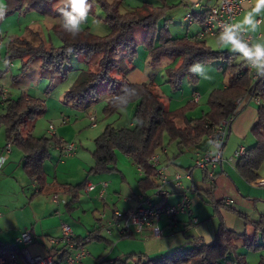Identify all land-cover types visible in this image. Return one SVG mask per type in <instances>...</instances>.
Masks as SVG:
<instances>
[{"label": "trees", "instance_id": "trees-1", "mask_svg": "<svg viewBox=\"0 0 264 264\" xmlns=\"http://www.w3.org/2000/svg\"><path fill=\"white\" fill-rule=\"evenodd\" d=\"M5 2L6 8L2 10H6V13L20 10L26 14L38 12L43 16L48 14L52 18H58V23L49 31V38L41 39L38 45H35L29 36L33 31L31 25L27 26V30L22 35L13 37L8 43L7 59L23 55L40 57L41 68L57 76L64 74V70L67 69L66 63L70 61L72 54L84 55V60L88 62L93 54L102 53L96 69L88 68L83 79L66 92V97L74 106L82 108L90 106L99 100L101 93L99 83L103 82L105 89L110 93L105 105V113L110 114L135 103L134 124L118 127L110 123L95 139L93 150L95 161L91 171L100 174L115 170L116 153H124L130 156L145 174L139 181L143 193L151 191L158 185L155 169L149 164V159L153 153L167 147L166 136L169 144L177 142L180 152L198 147L223 120L232 117L233 121L236 118L240 111L239 99L241 102L245 99L247 101L264 99V77L253 80L243 61L232 62L231 54L213 49L198 35L172 36L166 24L158 26L165 5L146 2L143 5L144 13L141 14L139 10L121 12L120 0L112 2L100 0L106 11L105 22L109 25V32L105 35L89 37L86 30L72 38L61 28L62 17L53 7L57 0H5ZM89 2L92 3L93 9L96 2L94 0ZM208 11L209 9L199 13L194 12L193 16L196 21L203 23ZM137 27L146 28L144 41L150 56L149 62L158 63L167 58H180V63L169 70L172 82L176 83L175 86L185 74H189L194 80L197 79L196 75L187 70L194 62L200 61L206 64L220 59L226 60L224 73L228 74V82L225 87L210 91L207 111L200 116H189L188 110L199 101L194 99L180 108L166 111L160 92L153 87V81L131 83L127 80L126 74L130 70L128 64L122 65L121 60L109 55L121 50L129 62H132L138 46L133 36V31ZM51 34H55L58 38L59 41H55L59 42L58 45ZM3 72L0 70V76ZM125 93L131 96L126 103L121 99ZM43 108L42 99L23 93L16 99L9 96L5 101V111L0 115V126H5L7 142L23 152V169L30 178L37 180L39 191L46 186L44 162L49 157L50 151L56 146L62 148L67 143L57 138L56 134L35 135L33 129L27 127V122L38 113H42ZM251 132L256 138V143L246 148V153L238 159L236 168L244 179L254 182L260 178L258 171L264 161V103L261 101L257 120ZM82 188V183L70 187L64 186V190L72 194V201L78 199ZM222 203L225 204L223 201ZM191 224L194 223L191 221ZM246 226L253 227L254 232L251 237L247 232L239 234L228 228L224 220H221L211 243L196 241L191 247L184 249L180 247L171 254L159 258H146V260L139 254V259L134 264H223L228 254L235 253L238 238L249 247L256 249L264 247V214L260 220L247 221ZM100 230L101 227L93 229L89 234L91 239H101ZM259 238L263 243L258 242ZM76 239L81 241L85 238L76 236ZM130 256L132 255L128 254L122 264H129ZM235 263L246 264L245 255L236 254ZM257 264H264V256Z\"/></svg>", "mask_w": 264, "mask_h": 264}, {"label": "rangeland", "instance_id": "rangeland-1", "mask_svg": "<svg viewBox=\"0 0 264 264\" xmlns=\"http://www.w3.org/2000/svg\"><path fill=\"white\" fill-rule=\"evenodd\" d=\"M94 1L96 4L92 9L93 11L89 12L87 21L82 25L81 30V32H86L87 30V36L89 37L92 35H105L110 30L109 25L105 22V9L100 3V0ZM107 1L112 2L113 0ZM205 1L206 0H203V3ZM145 2L153 3L154 5L164 4L161 0H120L119 10L121 12L139 10V12L143 14V4ZM5 3V0H0V10L6 8ZM56 3L57 2L54 4ZM166 3L172 4V7L163 9V15L158 20V26L166 24L171 34L174 36L198 34V32L203 29L202 23L193 20L194 16L191 22L186 19V15L191 12L194 5H186L182 0H167ZM2 11L4 15L0 18V70L4 72L0 76V84L8 88L9 95L13 96L14 99L23 93H29L43 100L44 113H38L33 119L27 122V127L33 129V133H36L35 135H43V133H45L44 128H49V125L52 123L55 126V132H57L59 127L66 128L65 130L68 133L65 134L70 136L72 139L70 141L93 149L95 147V139L103 132L108 124L112 123L114 126L122 127L128 126L131 120L133 121L135 103L122 107L116 112L110 114L105 113V105L110 97V93L105 89V83L103 82L99 83V90L101 92L99 100L92 103L90 106L83 108L74 106L66 97V92L83 79L88 68L96 69L97 62L102 55L100 52L93 54L88 62L84 60V55L76 56L72 54L70 61L66 63L67 69L64 70V74L61 73V75L57 76H53L51 71L41 68L42 60L40 57L23 55L7 59L8 43L13 37L22 35L27 30L28 23L30 22L29 20L33 19H31L32 15L30 17H24L26 13L20 10L12 13H6V10ZM42 19L43 23H45L43 27H38L33 21L30 24L33 31L29 36L33 39L35 45L40 44L41 39L49 38V31H51L54 25L53 22H55V24L58 23V18H52L48 14L43 16ZM51 36H53L54 42L59 41L55 34H51ZM133 36L138 46L132 62H129L127 56L121 50L112 52L109 55V57H116L121 60L122 65L128 64L130 70L126 74L127 80H130L132 83L153 81V87L156 91L160 92L166 111L184 106L191 101V97L194 93L199 92L200 95H202L201 101L195 103L194 106L188 110L187 114L196 117L207 111L209 108L207 101L210 91L214 88H220L228 81V74L224 73L226 60L220 59L205 64L211 79H202L196 76L197 79L194 80L192 76L185 74L179 79L177 86H175L174 84L176 83L172 82L169 70L177 66L180 62V58H167L162 60V62L151 63L147 61L148 50L144 41L146 28H135ZM216 38L217 37L206 36L207 43L215 49H221L217 45ZM55 43H57L56 45L59 44V42ZM240 61V58L232 59V62ZM4 111V106H0V115L4 113ZM91 116L96 117L97 123L95 126L92 125ZM0 128L4 129L6 135L5 126L1 125ZM251 135V140H253L252 144H255L256 138L253 134ZM210 140L209 137H205L198 147H204L205 149L206 145H209L212 147L210 149H214V145L209 143ZM245 143L249 147L252 145L248 140ZM165 145L169 148V156H172L174 153L177 155V158L182 157V152L179 151L177 142L169 144L168 137L166 136ZM159 153L162 159L166 158L167 155L163 153V150H160ZM123 154L116 153V156L119 157ZM195 160L192 164L193 167L195 166ZM120 164H122L121 160ZM196 168L200 169V167L197 166ZM226 169L216 174L213 179L202 178L198 180V188H196L194 194H189L191 198V209L193 211L197 212V208L200 205L205 208L200 223L191 225L186 230H178L179 227L174 229L170 226V230L164 232V235L174 231H186L187 233L194 227H199V229H201L207 225L211 228L214 237L221 220H224L226 225L228 223L232 225L235 219H241L242 223L246 224V222L251 221L252 218L257 219L254 217L257 212L259 213L257 216L261 218L264 214V186H254L252 182L241 178L234 170ZM258 172L264 177V161ZM91 178L95 180V176H91ZM153 192L154 189L150 193ZM227 197L232 198L234 201L231 206L221 204V201ZM237 204H241L242 207L237 206ZM120 205L123 206L122 204ZM118 209L126 210L122 208ZM237 221L238 220H236V225ZM163 223L164 221H162V225ZM75 225L81 228L82 224L76 223ZM82 226L84 227L82 230L84 232L83 237L90 239L85 245L89 251V257H91V262H89V264H122L125 257L130 254L125 253L120 257H116L118 253L121 252L117 248V239H114L112 235L109 236L110 234H107L103 228L100 230L101 239H91V236H89L91 228L87 227L86 224ZM181 229H183V227H181ZM246 229L249 235L253 234V227L247 226ZM241 232L242 233L239 234H244L243 231ZM192 234L197 235V232L182 235H184L185 238L189 236V239H191L193 238ZM202 236L204 240H207L208 237L205 233H203ZM144 237H146V235ZM213 237L211 239H213ZM259 241L263 243L260 238L258 242ZM193 244L194 242L190 243L188 246L191 247ZM236 246L235 253L246 255L247 264H257L264 256V247L257 249L249 247L244 244L243 240L238 239H236ZM114 247H116V249L112 252ZM175 250L176 249L170 252L173 253ZM131 255L129 264L137 263L139 253H133ZM110 259H114V262H110ZM144 260H146V258H144ZM223 264H236L234 254H228L223 260Z\"/></svg>", "mask_w": 264, "mask_h": 264}, {"label": "crops", "instance_id": "crops-1", "mask_svg": "<svg viewBox=\"0 0 264 264\" xmlns=\"http://www.w3.org/2000/svg\"><path fill=\"white\" fill-rule=\"evenodd\" d=\"M161 1L164 3L162 5H165L167 8L172 7V4L166 3L167 0ZM182 1L184 4L190 6L198 4L195 8V13L207 10L218 2V0H206L204 3L203 0ZM245 12L246 9L243 8L241 14L237 18V24H240L243 21ZM31 15V19L33 20H29L30 22L28 25L33 21L38 27H43V24H45L42 19L43 15L38 12H31L24 15V17H30ZM255 19L258 21L256 30L252 31L251 29L245 28V31L254 36L253 42H264V12L256 16ZM193 20H195V18H193ZM53 23L55 24V22ZM213 37H217V35ZM215 50L226 51L232 55L231 59L239 58L237 54L231 53L225 49ZM147 55V61H149L150 56L149 54ZM240 62H242V60ZM143 82L144 81H140L138 83ZM227 82L220 88L225 87ZM28 95L32 96L29 93ZM9 96L13 97L11 95ZM193 97L194 95L191 97V100L194 99ZM201 98L202 95L199 101H201ZM242 101L243 102L238 104L240 111L232 121L228 130L223 149V160L217 167L215 175L228 168L229 170H234L236 174L243 178L236 168L238 158L235 156V152L240 146L249 148L245 143L247 140L251 144L253 143V140H251L250 137L252 136L251 134H253L251 129L257 120L258 106L260 102H258L257 99L248 101L245 99ZM261 102L264 103V99H262ZM4 105L5 102L0 104L1 107ZM132 124H134V121L131 120L128 126H131ZM44 129L45 133H43V135L51 136L49 128ZM65 129L66 128L62 127L57 129V132H55L57 138L65 142H72L70 141L72 140L70 136L65 134L68 133ZM74 143L76 149L70 155L65 154L63 148L59 146L54 147L50 151L49 157L44 162L47 181L46 186L39 191L37 180L30 178L23 169V152L13 144H11L10 151H6L8 142L6 140L4 129L0 128V242L6 244L13 243L21 231L30 229L34 235V243L30 246V250L33 253H48L52 247H60V245H50L48 241L51 238H59L62 235V223L65 222L70 224L77 237L85 238L83 237L84 232L82 230L84 227L82 225L86 224L87 227L91 228L89 234L96 227H101L103 221L100 220V213L102 211H107L109 213L116 208L128 209L137 205L138 195L143 193L139 181L145 176V174L130 156L118 152L123 155L117 157V169L111 172L98 174L91 171V167L94 165L95 161L93 157V150L95 147L93 149L91 148V150L83 145H78L76 142ZM253 145L254 144L251 146ZM210 148L212 147L206 145L205 149L204 147L184 149L182 151V157L180 158H177V155L174 153L172 156H169L168 148V151L165 153L167 156L165 159H162V163L165 166V173L171 181V183L168 184V187L170 188L168 200L170 202L179 201L182 195V189L173 184L174 176L177 171H181L184 174L181 179L183 188L187 189L191 194H194L196 188H198V180L209 178L206 175L207 173L205 169H199L195 166L193 167L192 164L199 154L203 153V151L205 152L207 149L211 150ZM120 160L122 164H120ZM188 171L189 173L187 174ZM91 176H95V180H93ZM260 178L264 177L260 175ZM89 181H92L97 185L92 189L86 190V184ZM100 181L108 182L103 198L100 196L102 189L99 184ZM81 183L83 188L79 192L78 199L72 201V194L65 191L64 186L66 185L70 187L71 185ZM188 188L193 189V191L188 190ZM151 191H148L147 193H150ZM55 193L59 194L61 198L60 201H55L53 199ZM237 206L242 207L241 204H237ZM197 209V212L193 211V217L198 219L197 223L192 221L194 224H191V218L180 215L176 226L171 228L175 229L179 227L178 230H186L189 227V224L190 226L199 224L203 213L205 212V208L200 205ZM257 215H259L258 212L254 217L260 219V216ZM257 219L252 218L251 220ZM236 220H238L237 225ZM76 223L82 224L81 228L77 227L75 225ZM164 224L165 222L163 225ZM181 227H183V229H181ZM227 227L235 230L237 233H242L241 231H243V233L247 232V226L245 223H242L241 219H235L234 223L232 225L228 223ZM194 228L187 233L186 231H174L161 237H152L149 229L144 230L146 237L138 233L127 235L117 228H113L111 232H105L110 234L109 236L112 235L114 239L118 240L117 248L121 252L118 253L116 257H120L125 253H139L143 255L144 258H159L168 255L171 253L170 251L177 249V247H183V249L188 248L190 247L188 245L192 242L203 241L204 243H211L214 240L215 234L213 237V232L209 226L205 225L201 229H199V227ZM167 230H170L169 226L166 227L165 232ZM191 232H197V235L192 234L193 238L189 239V236H187L186 239L184 235ZM203 233H205L207 237H213L211 242L204 240V237L202 236ZM251 236L252 235H250V237ZM238 240L242 239L238 238ZM115 249L116 247L113 248L112 252ZM232 254H234L235 258L236 253ZM84 260L85 262L83 261L84 263L82 264H89V262H91V257L88 255ZM110 262H114V259H110ZM19 264L25 263L20 260Z\"/></svg>", "mask_w": 264, "mask_h": 264}, {"label": "built area", "instance_id": "built-area-1", "mask_svg": "<svg viewBox=\"0 0 264 264\" xmlns=\"http://www.w3.org/2000/svg\"><path fill=\"white\" fill-rule=\"evenodd\" d=\"M186 15V19L191 22L195 8ZM240 0H218V2L209 8L207 16L202 23L203 29L199 31L198 37L205 39L206 36H216L222 29V26L227 23L237 24V18L243 10ZM245 40L253 42L254 36L244 30ZM253 80L258 77L254 70H250L246 66ZM9 97V90L7 87L0 86V104L4 103ZM201 95L199 92L194 93V100L198 101ZM260 102V99H257ZM241 99L238 100V104ZM92 125L95 126L97 121L95 116H91ZM232 123V117L223 120L220 125L216 126L213 132L209 135L212 141H219L218 148L207 150L196 157L195 166L205 169L209 178H214L216 169L223 160V149L227 137L228 130ZM49 133L55 134L54 124L49 125ZM65 154L70 155L76 149L74 142H67L63 145ZM11 144L8 143L6 151H10ZM167 149H163V153ZM246 153V147L240 146L235 152V156L239 159ZM1 164V162H0ZM149 164L155 169V177L158 180V185L154 188L153 193H140L138 195V203L136 206L126 210L114 209L111 213L102 211L100 213V220L103 221L102 228L107 232H111L113 228L120 229L123 233L132 234L138 233L143 236L144 230L149 229L152 237H161L164 235L167 226L174 227L177 224L180 215H187L194 223L198 222L196 217H193V210L191 209L190 193L183 188L181 179L183 173L177 171L174 176L173 184L182 189V195L179 201L170 202L168 196L170 195L171 183L167 174L165 173V166L162 163V158L159 152H155L149 159ZM189 171L187 172V174ZM101 194L103 198L104 192L108 186L107 181H100ZM254 185L264 186V178H259L253 182ZM97 184L89 181L86 184V190L96 187ZM188 190H192L188 188ZM55 201H60L61 198L58 193L53 195ZM223 202L227 205L233 204L232 198H225ZM162 221L165 222L162 225ZM89 238L77 241L73 228L68 223H62V235L58 238L49 239L50 245H60L59 248L52 247L48 253H33L30 246L34 243V235L30 229L21 231L19 236L13 243L6 244L0 242V264H19L22 260L25 264H82L84 259L89 255L86 248V243ZM191 264V263H189Z\"/></svg>", "mask_w": 264, "mask_h": 264}, {"label": "clouds", "instance_id": "clouds-1", "mask_svg": "<svg viewBox=\"0 0 264 264\" xmlns=\"http://www.w3.org/2000/svg\"><path fill=\"white\" fill-rule=\"evenodd\" d=\"M240 2L246 9L243 21L240 24H224L217 35V45L221 49L237 54L250 70L255 71L258 77H264V42H250L243 38L245 28L256 30L258 21L255 17L264 12V0H240ZM53 7L62 17L61 28L63 31L75 38L80 34L82 25L87 21L92 3L89 0H57ZM3 15L4 12L0 10V18ZM187 70L202 79H211L206 65L200 61L189 65ZM121 99L126 103L131 99V96L125 93ZM209 143L217 148L219 146L218 140H210ZM207 240L211 242L210 237Z\"/></svg>", "mask_w": 264, "mask_h": 264}]
</instances>
